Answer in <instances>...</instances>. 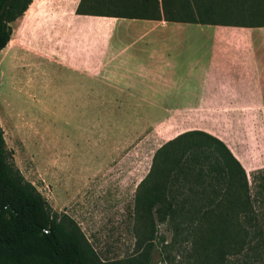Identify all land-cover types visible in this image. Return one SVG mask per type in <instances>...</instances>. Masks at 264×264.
I'll return each instance as SVG.
<instances>
[{
  "label": "rangeland",
  "instance_id": "rangeland-1",
  "mask_svg": "<svg viewBox=\"0 0 264 264\" xmlns=\"http://www.w3.org/2000/svg\"><path fill=\"white\" fill-rule=\"evenodd\" d=\"M79 1L33 0L24 18L11 23L12 37L0 52V124L6 146L24 177L52 208L72 217L101 260L111 264L134 248V192L150 168L154 151L181 132L205 130L225 142L250 176L264 167V109L244 108L250 103L230 108L223 103L156 114L153 110L104 108L89 103L83 94L79 119L73 96L66 107L60 102L64 88L75 86L74 78L48 63L58 58L57 49L74 46L73 40L57 37L59 32H83L77 46L88 62L96 53L84 33L86 26L113 31L115 25L122 26L120 22H135L78 15ZM104 99L99 93L98 100ZM228 258L226 264H254L241 254ZM147 264L206 262L202 254L181 245L165 221L156 222ZM256 264H264V251Z\"/></svg>",
  "mask_w": 264,
  "mask_h": 264
},
{
  "label": "trees",
  "instance_id": "trees-1",
  "mask_svg": "<svg viewBox=\"0 0 264 264\" xmlns=\"http://www.w3.org/2000/svg\"><path fill=\"white\" fill-rule=\"evenodd\" d=\"M33 0H0V51ZM78 15L264 27V0H80ZM132 252L111 264H147L156 222L206 264L264 251V167L250 176L219 137L190 129L161 144L138 182ZM246 261V260H245ZM0 264H105L78 223L52 208L17 167L0 124ZM244 264H247L244 263Z\"/></svg>",
  "mask_w": 264,
  "mask_h": 264
},
{
  "label": "crops",
  "instance_id": "crops-1",
  "mask_svg": "<svg viewBox=\"0 0 264 264\" xmlns=\"http://www.w3.org/2000/svg\"><path fill=\"white\" fill-rule=\"evenodd\" d=\"M134 21L120 22L122 26L115 25L113 31L85 25L84 33L96 53L88 62L77 46L83 32H59L57 37L73 40L74 46L57 49L58 58L48 63L74 78L75 86L65 87L59 101L66 107L73 96L79 119L83 94L89 103L104 108L153 110L156 114L223 103L230 108L250 103L244 108L264 109V27ZM83 80L88 84L83 85ZM99 93L104 100H98Z\"/></svg>",
  "mask_w": 264,
  "mask_h": 264
}]
</instances>
